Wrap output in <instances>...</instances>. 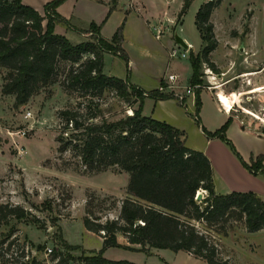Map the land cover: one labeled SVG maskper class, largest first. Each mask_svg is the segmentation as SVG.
<instances>
[{
  "label": "rangeland",
  "instance_id": "374dc122",
  "mask_svg": "<svg viewBox=\"0 0 264 264\" xmlns=\"http://www.w3.org/2000/svg\"><path fill=\"white\" fill-rule=\"evenodd\" d=\"M21 1L43 15V4L47 0ZM202 1L186 0L178 22L177 11L183 0H116L111 9L109 0H60L55 10L65 21L54 22L53 31L75 43L82 39V32L77 29L87 28L91 21L99 25V32L105 38L122 21L121 46L126 52L127 64L119 55L103 52L102 71L127 77L145 90L164 83L160 91L175 97L162 101L146 97L141 111L182 128L186 145L201 146L205 139L196 129L195 115L207 131L219 127L229 116L224 134L238 154L248 160L249 156L264 151V70L256 69L264 58V0H220L212 9L209 19L216 45L208 53V59L214 68L199 61L196 83L190 85L188 55L190 51L197 53L203 44L194 24L196 8ZM174 31L191 46L183 47L176 42ZM60 65L62 67L63 63ZM245 72L253 73L243 74ZM2 73L3 68L0 84ZM167 73L175 75L171 82L166 80ZM61 77L60 72L55 81L18 105L13 104L12 94L0 92V202L23 205L41 224L11 219L0 226V231H6L11 225V236L16 235L25 244L24 250L46 261L52 250L63 249L62 240L76 246L68 249L73 255L96 250L100 236L84 228L83 215L99 216L100 220L117 218L120 200L129 196L125 171L112 166L85 171L70 151L57 150L56 110L74 101V93L62 89ZM217 91L234 96L235 101L227 111L219 107L215 99ZM135 104L131 102L132 106ZM101 106L107 118L130 112L128 102L120 100L110 90L103 92ZM22 126L29 128L24 136L18 132ZM215 138L234 155L224 141ZM262 164L264 167V159ZM211 179L214 192L230 191L216 172ZM197 190L201 197L205 194L203 189ZM193 222L209 235L230 264H264V227L246 231L240 219L229 218L223 222L224 231H216L217 225L208 227L202 221ZM116 238L121 243L126 242L119 233ZM37 244L43 248L35 249ZM101 255L137 264H206L202 258L184 250L169 248H153L151 252L149 248L144 252L107 247Z\"/></svg>",
  "mask_w": 264,
  "mask_h": 264
},
{
  "label": "trees",
  "instance_id": "16d2710c",
  "mask_svg": "<svg viewBox=\"0 0 264 264\" xmlns=\"http://www.w3.org/2000/svg\"><path fill=\"white\" fill-rule=\"evenodd\" d=\"M59 1H45L41 15L21 0H0V69H4L0 92L12 94L14 105L22 104L55 81L61 72L60 85L66 92L74 93V101L56 110L57 150L70 151L85 171L111 166L125 171L129 196L120 200L117 218L100 220L99 216L83 215L84 228L101 237L96 250L73 255L68 249L76 246L62 240L63 249L49 251V261L39 259L24 250L25 244L16 235L11 236L10 225L6 231H0V264H137L102 256L103 249L109 246L144 252L150 247L184 250L202 258L206 264H230L209 235L196 228L193 221H202L208 227L217 225L216 231H224L223 222L236 218L242 221L246 231H256L264 227V200L251 190L214 192L208 157L200 149L184 144L181 129L142 113L144 97L156 100L175 95L156 87L145 90L127 77L102 71L103 52L119 55L127 64L121 46L122 21L108 38L91 21L87 28L77 29L87 37L73 43L53 31L54 22L65 21L55 10ZM219 2L204 0L196 8L194 24L203 44L197 53L190 51L188 55L190 85L196 83L199 61L214 68L208 59V53L216 45L209 15ZM115 3L116 0H109V9ZM185 3L183 0L177 11L178 22ZM105 90L128 102L130 112L116 118L105 117L101 106ZM131 102H136L135 106ZM194 119L205 137H219L248 172L262 174L264 179V151L244 160L224 134L229 116L213 131L204 129L197 115ZM199 188L205 194L197 201L194 196ZM11 219L41 226L23 205L0 202V226ZM118 233L125 243L117 240ZM41 248V244L35 246L37 250Z\"/></svg>",
  "mask_w": 264,
  "mask_h": 264
},
{
  "label": "crops",
  "instance_id": "0c3cea01",
  "mask_svg": "<svg viewBox=\"0 0 264 264\" xmlns=\"http://www.w3.org/2000/svg\"><path fill=\"white\" fill-rule=\"evenodd\" d=\"M41 1H45V0H41ZM36 8L39 9L40 7H36ZM55 9H56V7H55ZM86 37H87V34L82 33V39L81 40L85 39ZM188 44H190V43L188 42ZM259 65L260 66H258V68H256V69H259L260 72H262L264 70V58L261 59V62ZM250 73L252 74L253 72H245L243 74H250ZM260 85H257V88H258V86L260 87ZM216 94H217V98H215L213 93H212V96L215 99H217L216 101H217L219 107H220L219 102L220 101L222 102V97H226L230 104H231V102L235 101L234 96L232 94L227 95L225 93H222L221 91H217ZM238 94L240 95L241 91L238 92ZM144 98H146V97H144ZM156 100L162 101L163 99H156ZM156 100L153 99V101H156ZM218 100H220V101L218 102ZM222 104L224 105V103H222ZM224 113L227 114V112H224ZM170 124L177 127V125H175L173 123H170ZM196 127H197L196 129L204 135V133L201 131L200 127L198 125ZM177 128H179L183 131L182 128H180V127H177ZM183 140H184V131H183ZM187 146L195 148V149H200L208 157V159L210 161V165L212 167V174L214 172H216L217 177L222 181V184L226 189L238 190V191L251 190V191L255 192L261 199L264 200V179L262 178V176L260 174H251L250 172H248L240 164V162L237 160V158L228 150L226 145L223 142H221L219 139H217L215 137H210V138L205 137V139L203 138V144L201 146H199V145H197V146L196 145H187ZM262 228H260V229H262ZM98 239H99V242H101V237H98ZM99 246H100V244H99ZM99 246H98V248H99ZM109 247H117V246H109ZM153 248H155V247H150V252L152 251ZM185 252L187 254L191 255L187 251H185Z\"/></svg>",
  "mask_w": 264,
  "mask_h": 264
},
{
  "label": "built area",
  "instance_id": "2783aa9c",
  "mask_svg": "<svg viewBox=\"0 0 264 264\" xmlns=\"http://www.w3.org/2000/svg\"><path fill=\"white\" fill-rule=\"evenodd\" d=\"M166 80L167 81H169V82H171L173 79H174V77H175V75L173 74V73H167L166 74ZM193 86H195L196 87V85H193ZM158 90H161L162 89V85H159L158 87H156ZM220 100H218V102H219ZM220 103V107L224 110V111H227V107H225L223 104H222V102L220 101L219 102ZM29 128H28V126H22L20 129H18V132H19V135L20 136H24L25 135V133H26V130H28ZM197 191V190H196ZM47 251L49 252L50 251V248H48L47 249Z\"/></svg>",
  "mask_w": 264,
  "mask_h": 264
},
{
  "label": "water",
  "instance_id": "95a60500",
  "mask_svg": "<svg viewBox=\"0 0 264 264\" xmlns=\"http://www.w3.org/2000/svg\"><path fill=\"white\" fill-rule=\"evenodd\" d=\"M174 40L178 42L180 45H182L183 47L186 46V43L182 40L180 36L176 34V31H174ZM200 197H201V192L197 190L195 192V199H199Z\"/></svg>",
  "mask_w": 264,
  "mask_h": 264
},
{
  "label": "bare ground",
  "instance_id": "6f19581e",
  "mask_svg": "<svg viewBox=\"0 0 264 264\" xmlns=\"http://www.w3.org/2000/svg\"><path fill=\"white\" fill-rule=\"evenodd\" d=\"M183 40V39H182ZM184 41V40H183ZM185 42V41H184ZM186 43V42H185ZM188 45V43H186ZM190 45V44H189ZM191 46V45H190ZM222 103H224V106L229 108L230 107V103L228 101V99L226 97H222Z\"/></svg>",
  "mask_w": 264,
  "mask_h": 264
}]
</instances>
